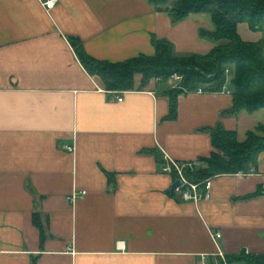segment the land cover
<instances>
[{
  "label": "crops",
  "instance_id": "obj_1",
  "mask_svg": "<svg viewBox=\"0 0 264 264\" xmlns=\"http://www.w3.org/2000/svg\"><path fill=\"white\" fill-rule=\"evenodd\" d=\"M200 30L214 31L209 15L172 25L148 0H58L49 13L37 0H0V264H221L217 248L225 260L264 255V195L245 199L264 185L263 155L254 172L212 178L197 206L160 172L163 154L208 158L206 130L217 126L244 142L264 109L223 116L229 87L179 96L167 120L168 83L139 91L135 75L133 91L110 94L68 42L118 64L153 56V39L204 56L216 45ZM210 233L221 235L215 244Z\"/></svg>",
  "mask_w": 264,
  "mask_h": 264
},
{
  "label": "trees",
  "instance_id": "obj_2",
  "mask_svg": "<svg viewBox=\"0 0 264 264\" xmlns=\"http://www.w3.org/2000/svg\"><path fill=\"white\" fill-rule=\"evenodd\" d=\"M158 13L167 14L175 25L189 15H209L214 25L213 32L200 30L199 36L216 46L206 55L177 56L172 45L165 40L152 41L154 55L109 64L90 58L79 40L69 38L68 42L83 69L97 77L106 92L133 91V77L141 76L138 87L142 91L151 80L166 81L173 75L182 80L178 87L168 90L169 101L167 120L176 118L177 98L197 90L206 93H221L226 84V76L231 71V108L223 116H235L241 111L251 114L264 109V42H243L237 34V26L246 24L252 32L264 29V0H148ZM210 135L213 152L201 160L202 169L189 173L187 180L199 183L223 175H247L256 171L260 155L264 158V125H258L253 132L238 143L234 132L217 126L206 130ZM264 195L262 188L245 199ZM36 217L33 224L42 229ZM43 240V239H42ZM227 264H264V255L240 253L227 258Z\"/></svg>",
  "mask_w": 264,
  "mask_h": 264
},
{
  "label": "built area",
  "instance_id": "obj_3",
  "mask_svg": "<svg viewBox=\"0 0 264 264\" xmlns=\"http://www.w3.org/2000/svg\"><path fill=\"white\" fill-rule=\"evenodd\" d=\"M40 6L49 13L52 11L57 4L58 0H37ZM182 78L179 75H173L168 78L166 81H162L157 78L154 81L157 83H168V85L175 89L178 87ZM198 93L201 90H197ZM222 92L229 94L228 89L226 87L223 88ZM113 95H118L119 93L109 92ZM117 102H121L122 99L116 97ZM67 151H73L72 147H67ZM203 164L201 161H194L189 163H177L171 160L167 155L163 154V162L160 164V172L162 174H166L173 177L174 183L179 182V186L176 187L173 191V194L178 196L183 202L192 203L197 206L199 203L203 201H208L210 198L212 179H205L199 183H191L187 180L185 176V171L189 173H194L200 169H202ZM262 189L264 190V185H262ZM84 193H81L79 197L84 196ZM78 197L77 194L73 193L70 197L67 198L68 202L72 203ZM220 233H210V238L215 242L220 239ZM216 255L221 259V264H227L225 257L221 254L217 248ZM203 264V263H200Z\"/></svg>",
  "mask_w": 264,
  "mask_h": 264
},
{
  "label": "rangeland",
  "instance_id": "obj_4",
  "mask_svg": "<svg viewBox=\"0 0 264 264\" xmlns=\"http://www.w3.org/2000/svg\"><path fill=\"white\" fill-rule=\"evenodd\" d=\"M174 1L175 0H171V2ZM237 34L243 42H257L260 40L264 42V29L261 32H252L248 29L246 24H240L237 26ZM263 59H264V51H263ZM231 79H232V72L230 71L226 76V84H225L226 88L231 87Z\"/></svg>",
  "mask_w": 264,
  "mask_h": 264
},
{
  "label": "water",
  "instance_id": "obj_5",
  "mask_svg": "<svg viewBox=\"0 0 264 264\" xmlns=\"http://www.w3.org/2000/svg\"><path fill=\"white\" fill-rule=\"evenodd\" d=\"M179 186V182H175L171 187V193H173L174 189Z\"/></svg>",
  "mask_w": 264,
  "mask_h": 264
}]
</instances>
